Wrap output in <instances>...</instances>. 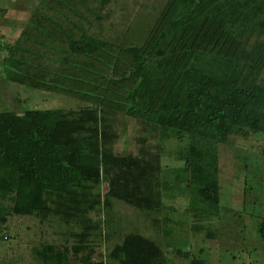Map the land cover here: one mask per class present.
Listing matches in <instances>:
<instances>
[{
	"label": "trees",
	"instance_id": "obj_1",
	"mask_svg": "<svg viewBox=\"0 0 264 264\" xmlns=\"http://www.w3.org/2000/svg\"><path fill=\"white\" fill-rule=\"evenodd\" d=\"M6 54L12 83L82 104L0 111V229L11 213L100 214L108 195L160 208L173 188L162 177L170 142L187 210L211 213L220 202L218 148L264 135V0H39ZM114 116L127 152L114 150ZM98 220L95 233L83 225L73 253L88 249L90 236L103 239ZM62 246L45 245L38 263L74 264ZM82 261L165 257L153 240L128 233L106 259ZM190 264L206 263L191 256Z\"/></svg>",
	"mask_w": 264,
	"mask_h": 264
},
{
	"label": "rangeland",
	"instance_id": "obj_2",
	"mask_svg": "<svg viewBox=\"0 0 264 264\" xmlns=\"http://www.w3.org/2000/svg\"><path fill=\"white\" fill-rule=\"evenodd\" d=\"M38 1L0 0V111L22 113L32 108L68 109L82 104L63 94L24 89L7 78L9 64L3 62L7 45L15 42L23 28V18H27ZM115 116L113 123L118 138L114 150L127 152L130 143L123 140L127 133L121 131L123 123L118 122L122 117ZM263 148L261 134L246 139L231 137L221 145L218 148L220 202L217 207L209 208L211 213L194 214L187 210L185 183H175L174 174L180 173L175 160L177 143H165L162 163L166 166L162 177L173 188L162 194L160 208L139 210L108 195L110 205L100 214L93 209L85 210L86 207L65 217L50 213L46 219L42 212L37 216L11 213L0 229V264H39L45 245H55V251L66 245L74 264H85L83 256H88L89 262L98 261L106 259L114 245L121 243L128 233H138L160 245L165 264H190L191 256L206 264H264ZM100 188L104 196L106 184L102 183ZM98 219L104 221L103 239L90 236L88 249L73 253L72 245L83 240L77 235L83 225L90 227L91 234L95 233ZM95 243L91 250L90 245Z\"/></svg>",
	"mask_w": 264,
	"mask_h": 264
},
{
	"label": "crops",
	"instance_id": "obj_3",
	"mask_svg": "<svg viewBox=\"0 0 264 264\" xmlns=\"http://www.w3.org/2000/svg\"><path fill=\"white\" fill-rule=\"evenodd\" d=\"M3 11H4V15L5 14H7V10L6 9H2ZM29 16V15H28ZM28 16H27V18H23V21H22V24H21V27H23L24 26V24H25V22H26V20L28 19ZM25 20V21H24ZM10 215V214H9ZM8 217V216H7Z\"/></svg>",
	"mask_w": 264,
	"mask_h": 264
}]
</instances>
